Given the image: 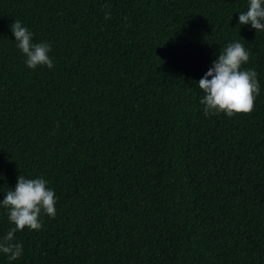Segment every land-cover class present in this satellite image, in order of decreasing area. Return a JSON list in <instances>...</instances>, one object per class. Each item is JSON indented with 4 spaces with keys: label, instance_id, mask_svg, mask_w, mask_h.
Masks as SVG:
<instances>
[{
    "label": "trees",
    "instance_id": "16d2710c",
    "mask_svg": "<svg viewBox=\"0 0 264 264\" xmlns=\"http://www.w3.org/2000/svg\"><path fill=\"white\" fill-rule=\"evenodd\" d=\"M246 4L0 0V191L43 176L58 197L11 264H264V32L237 25ZM14 20L52 69L25 66ZM237 40L254 109L205 116L196 81Z\"/></svg>",
    "mask_w": 264,
    "mask_h": 264
},
{
    "label": "clouds",
    "instance_id": "9594fccd",
    "mask_svg": "<svg viewBox=\"0 0 264 264\" xmlns=\"http://www.w3.org/2000/svg\"><path fill=\"white\" fill-rule=\"evenodd\" d=\"M109 16L110 12L106 11L105 18ZM237 25H249L256 33L264 32V0H247L246 10L239 12ZM10 29L27 68L54 67L49 42H35L34 33L19 20H14ZM249 58L250 53L241 42H230L219 51L207 71L196 81L202 91L199 103L205 116L222 113L233 117L254 109L260 86L256 71L244 67ZM0 179L4 177L0 176ZM0 193L3 194L0 209L5 211L12 225L0 235V255L11 264L24 252L23 244L16 239V233L25 229L39 231L43 227V216L55 218L58 197L43 176L28 178L22 174L18 175L14 187Z\"/></svg>",
    "mask_w": 264,
    "mask_h": 264
}]
</instances>
